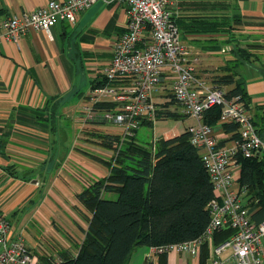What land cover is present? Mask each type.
Segmentation results:
<instances>
[{"label": "crops", "instance_id": "crops-1", "mask_svg": "<svg viewBox=\"0 0 264 264\" xmlns=\"http://www.w3.org/2000/svg\"><path fill=\"white\" fill-rule=\"evenodd\" d=\"M49 1L0 0V26L7 17L32 13ZM222 3L230 16L237 15L234 19L241 28L234 36L241 33L239 41L247 36L244 47L254 55L236 71L245 83L254 121L259 122L264 113V0H185L179 3L177 15L211 10L213 4ZM126 24L124 4L99 1L75 23H58L50 34L31 31L19 45L0 41V212L11 221L13 236L23 238L40 261L56 262L65 251L78 252L91 217L78 194L93 180L110 174L92 156L107 160L112 151L81 149L88 144L80 141L81 134L93 127L110 135H119L121 130L109 124L82 125L78 116L95 85L103 81V71ZM203 39L205 35L189 36L187 44L200 58L198 76L209 81L216 74L213 71L223 70L234 57L225 51L231 45L212 50L202 46ZM167 88L165 82L157 101ZM217 131L220 143L232 145L231 137L219 127ZM207 248L209 256L204 259L202 249L189 256L142 247L127 264H208L211 252Z\"/></svg>", "mask_w": 264, "mask_h": 264}, {"label": "built area", "instance_id": "built-area-1", "mask_svg": "<svg viewBox=\"0 0 264 264\" xmlns=\"http://www.w3.org/2000/svg\"><path fill=\"white\" fill-rule=\"evenodd\" d=\"M99 1L126 6V31L116 41L111 62L103 71L104 85L92 91L80 110V123L113 125L121 130L123 139L132 138L145 121L154 127L159 121L163 104L156 97L166 82L182 112L196 121L186 132L191 144L201 151L214 186L215 197L209 205L212 219L204 235L191 242L151 248L152 252L195 256L207 245L211 252L208 264H264V221L253 219L236 172H241L240 158L264 154V141L240 97L230 99L223 88L198 76L200 58L182 39L175 19L179 3L185 0H51L32 13L7 17L0 26V41L19 45L31 31L50 34L58 23H75ZM215 107L221 108V117L214 127L204 119ZM228 124H236L237 131L226 132L223 126ZM218 127L229 137L237 134L232 145H221ZM160 138L154 136L153 151ZM226 231L231 232L230 238L217 243L216 237ZM0 264H44L23 238L13 236L12 223L1 212Z\"/></svg>", "mask_w": 264, "mask_h": 264}, {"label": "trees", "instance_id": "trees-1", "mask_svg": "<svg viewBox=\"0 0 264 264\" xmlns=\"http://www.w3.org/2000/svg\"><path fill=\"white\" fill-rule=\"evenodd\" d=\"M226 11V5L222 3L213 4L207 11L180 13L175 19L182 39L188 41L189 36L205 35L206 39L202 41L209 45L208 48L221 50L231 41L218 42L220 36L232 35L241 28L234 19L237 15L232 17ZM231 55L234 59L221 69L222 72L218 71L211 77V84L225 88L230 99L240 97L249 109L250 97L245 83L238 78L236 68L249 63L254 55L249 47L239 42L232 48ZM104 82L100 81L94 89L103 86ZM172 99L171 102L176 104L174 97ZM56 101L51 105L49 102L48 107H53ZM170 104L161 106L159 120H178L183 116L179 111H171ZM97 108L110 107L98 105ZM220 117L221 108L215 107L205 114L204 122L215 127ZM39 119H44V116L40 115ZM254 122L264 141V113L259 122ZM144 127L154 130L151 122L145 121ZM223 128L228 133L237 131L236 124L224 125ZM90 133L97 145L114 153L109 160L92 156L106 165L110 174L93 180L78 194L79 201L91 214L89 228L78 252H63L58 264H127L139 248H165L198 240L204 235L212 219L209 205L215 192L201 151L191 144L187 132L160 138L155 151L152 144L137 139L138 132L125 139L121 134L91 131L86 133L87 136ZM231 138L236 139L237 134ZM239 163L238 186L245 193L243 198L253 213V219L261 223L264 221V156L240 158ZM110 195L117 198H107ZM230 236L231 232L226 231L216 237V242ZM202 255L204 259L208 258L207 245L203 246ZM42 262L57 264L49 259Z\"/></svg>", "mask_w": 264, "mask_h": 264}, {"label": "rangeland", "instance_id": "rangeland-1", "mask_svg": "<svg viewBox=\"0 0 264 264\" xmlns=\"http://www.w3.org/2000/svg\"><path fill=\"white\" fill-rule=\"evenodd\" d=\"M240 37H242L241 33L236 34V36H234V34H232V35H229V36L225 37L224 40L231 41L230 43H228V45H231V48H233L238 42L241 45H243V46L247 45L248 43L244 41V38L247 37V36L243 37L242 41L241 40L239 41ZM235 39H238L237 40L238 42L234 41ZM221 40L222 39L219 38L218 42H221ZM185 42L188 43L187 41H185ZM212 45H214V44H212ZM202 46H206L207 47L208 45H206L204 42H202ZM225 51L226 52H231L232 49L225 50ZM218 71L221 72V70H215V71H213V73L217 74ZM213 75H215V74H213ZM213 75L209 76V81L208 82L210 84H211V80H212L211 77ZM88 88L89 87L86 86V87L83 88L82 91L84 93H86ZM223 89L226 91L225 88H223ZM165 91H166L167 94L164 97H162V99H159L158 101L160 103H162L163 105L167 104V103H171L170 105H172V106L170 107V110L171 111H179L180 114L183 115V116L179 117L178 120H176V119L175 120L174 119H167V118L163 119L162 118V120H159L157 122V124L154 127V130H150V129L146 128V127H143L141 129H139L138 134H137V136H138L137 139H139L141 142H146V143L152 144V142L154 140V136H158V137H162V138H169V137H172V136H177V135H180V134L186 132V130H188L189 127H191L192 125L194 126L196 124V121L191 119V118H189L188 116H186L182 112L181 108L177 104H173L171 102L173 99H172V95L169 92V89L167 88ZM176 106H178L180 109L177 108ZM186 117H187V119H186ZM90 124L91 125H98L97 123H90ZM82 125H86V124H82ZM90 129H91L90 131H96V130L102 131V130L97 129V127H93V128H90ZM111 131H113V130H111ZM86 133H88V132H83L81 134L80 141L82 143H83V141L88 143V144L85 145V147H87V148H81V149H89V148L90 149H102V150L104 149V148L100 147L99 145H97L94 140H92L93 138L91 137V134L94 133V132L90 133V136H87ZM113 154H114L113 152L110 153L111 156H113ZM110 158L111 157H109L107 160H109ZM107 198L116 199L117 196L116 195H110Z\"/></svg>", "mask_w": 264, "mask_h": 264}]
</instances>
